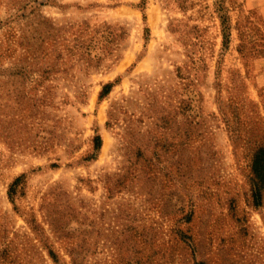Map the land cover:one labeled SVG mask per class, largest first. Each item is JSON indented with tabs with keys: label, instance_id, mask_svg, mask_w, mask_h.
Segmentation results:
<instances>
[{
	"label": "rangeland",
	"instance_id": "rangeland-1",
	"mask_svg": "<svg viewBox=\"0 0 264 264\" xmlns=\"http://www.w3.org/2000/svg\"><path fill=\"white\" fill-rule=\"evenodd\" d=\"M259 148L264 0H0V264H264Z\"/></svg>",
	"mask_w": 264,
	"mask_h": 264
},
{
	"label": "trees",
	"instance_id": "trees-1",
	"mask_svg": "<svg viewBox=\"0 0 264 264\" xmlns=\"http://www.w3.org/2000/svg\"><path fill=\"white\" fill-rule=\"evenodd\" d=\"M111 88L110 84H106L103 87L101 96L108 93ZM101 146V138L99 135H96L94 138V148L99 149ZM252 169L255 175L264 182V148H259L253 158ZM204 264V263H198Z\"/></svg>",
	"mask_w": 264,
	"mask_h": 264
}]
</instances>
